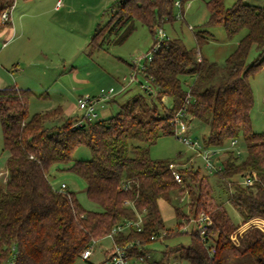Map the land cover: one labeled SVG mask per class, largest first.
Wrapping results in <instances>:
<instances>
[{"label":"trees","instance_id":"obj_1","mask_svg":"<svg viewBox=\"0 0 264 264\" xmlns=\"http://www.w3.org/2000/svg\"><path fill=\"white\" fill-rule=\"evenodd\" d=\"M187 1L191 0H181V10ZM174 2L118 0L109 21L97 26L88 56L126 42L137 23L152 33L154 47L156 29L174 21ZM224 2H207V25L224 27L230 40L247 31L226 61L210 62L200 54L210 39L207 30L195 34L199 50L170 39L141 71L147 82L153 78L149 81L153 92L134 95L109 119L84 121L74 127L82 118H68L62 107L30 116V90L15 84L0 89L3 152L7 154L6 179L0 180V264H76L93 240L138 216L143 218V231L120 234L116 242L132 244L133 253H137L139 242L144 253H149V246L157 241L151 240L153 235L166 231L164 239L176 237L181 234V219L201 211L212 219L209 237L215 254L211 256L200 235L192 233L187 246L165 249L159 264H167L174 253H181L190 264H264V232L252 228L239 246L232 242L239 223L214 196L210 176H201V170L188 163L189 167H178L183 179L179 184L171 165H180V156L153 159L147 148L134 144L148 147L163 136L174 135L172 120L190 93L187 113L190 122L198 119L209 127L206 146L221 148L239 138L246 145L243 159L242 152L226 151L221 161L223 171L214 174L222 182L223 194L243 222L264 218V132L254 131L251 119L255 102L251 79L264 69V5L238 0L226 8ZM14 3L0 0V18ZM10 24L0 21V27ZM253 47L259 55L249 64ZM187 78H193L189 88ZM167 99L169 105L165 104ZM81 146L90 150L91 158L74 161V152ZM68 163H72L69 170L86 183L87 196L99 210L84 208L69 187L60 192L52 185L51 169ZM253 173L257 179L252 185L234 180ZM174 193L186 203L185 209L175 204V230L166 229L160 209V200L172 203Z\"/></svg>","mask_w":264,"mask_h":264},{"label":"rangeland","instance_id":"obj_2","mask_svg":"<svg viewBox=\"0 0 264 264\" xmlns=\"http://www.w3.org/2000/svg\"><path fill=\"white\" fill-rule=\"evenodd\" d=\"M118 0H17V3L23 2L27 10L28 16L24 20L27 28H33L35 25L51 26L54 28V43L57 46L56 57H53L54 63H59V70H47L48 75L54 77L51 80V89L43 92V100L41 105L32 106L29 110L30 116L40 112L46 107L52 106L54 103H60L65 97H73L74 95H99L102 89L114 88L117 92L116 102L108 103L103 108L97 110L98 120L109 119L114 116L121 104L129 100L136 94L144 93L138 83L128 85L124 83L125 77H130L135 67L133 63L141 59L140 68L146 63L145 55L150 53L154 44V36L149 29L137 23L136 30L123 44H111L104 49L96 51L91 57L87 54V48L92 40L98 25H105L112 13ZM181 1V0H180ZM209 0H191L184 4V9L174 8V21L165 22L162 27L170 39H179L190 50H199L196 42L195 34L207 30L209 32V41L199 50L200 54L210 62L223 64L226 59L235 51L239 41L246 34V30L241 31L233 39H228L224 27L208 26L210 13L207 7ZM238 0H225L226 8L233 6ZM250 4L264 5V0H243ZM57 2L58 10L56 13L50 8ZM60 2V4H58ZM59 5V6H58ZM182 15L183 18H179ZM6 27V26H5ZM47 37V35H46ZM259 52L255 47L250 50L248 63L252 64L258 58ZM72 58L70 62H64V59ZM57 68V66H56ZM75 68L77 72L78 85H75V92H68L66 86L72 88V82H68V74L70 70ZM65 70L64 72H62ZM50 77V76H49ZM52 78V77H50ZM139 81H144L142 74L138 75ZM86 81V82H82ZM193 83V78H187L188 88ZM125 91H122V86ZM128 85V86H127ZM251 85L254 92V107L251 113L253 129L256 132H264V69L260 70L251 79ZM71 94V95H70ZM170 99L165 100V104L169 105ZM106 107V108H105ZM105 108V109H104ZM190 133L194 139H198L202 144L201 151L215 152V159L220 163L226 151L240 149L242 159L246 156V145L242 138L238 139L237 148L231 147V142L227 141L221 148L204 146L209 135V127L198 119L190 122ZM142 148H147L153 159H177L180 156L181 164L179 168L189 167L190 163L195 169L201 170V176H210V182L214 187V196L218 202L225 204L226 211L235 223L245 225L240 215L229 203L227 197L223 194L222 182L217 176L210 174L205 168V163L196 152L181 143L174 135L161 137L154 145L146 146L141 143H135ZM132 151V149H131ZM91 158L90 150L87 147H78L73 155V160H88ZM7 154L3 152V135L0 124V171L6 172ZM72 163L59 164L51 169V183L59 189L62 184H66L71 191L76 193L80 204L87 210H99V207L89 200L86 193V183L69 168ZM0 173V180L6 179V173ZM234 180L241 182L240 176L234 177ZM178 195L174 193L173 202L170 203L165 199L160 200V209L164 219L166 229H177L178 218L175 213V204H180L185 209L186 203L180 202ZM187 200V199H186ZM190 242L189 234L181 233L180 235L164 240L153 242L150 248V257L152 261H161L164 257L165 249H173L176 245L182 244L187 246ZM111 240L103 238L95 245L92 256L89 260L79 258L76 264H105V250L110 247ZM167 264H190L185 258H181V253H174Z\"/></svg>","mask_w":264,"mask_h":264},{"label":"built area","instance_id":"obj_3","mask_svg":"<svg viewBox=\"0 0 264 264\" xmlns=\"http://www.w3.org/2000/svg\"><path fill=\"white\" fill-rule=\"evenodd\" d=\"M17 0H15L16 3ZM14 3V5H15ZM60 4V2L58 3ZM59 6V5H58ZM174 6L179 7L181 9V1L175 0ZM14 7V6H13ZM13 9V8H12ZM11 10H6L3 12L0 21L2 24H6L9 21H11ZM179 18H183L182 15L179 16ZM156 44L153 47V49L145 55L146 63L150 62L153 58V54L157 52L159 47L170 40V38L166 35L164 30L160 28L156 32ZM7 43L4 44L6 46ZM138 62H134L135 69L133 70L130 77L124 78V83L128 82V85L138 83L140 88L146 92V93H152L153 88L152 85L149 83L153 80L152 77L148 78V82L146 79L144 81H139L138 75L141 74V71L145 68L146 63L142 66V68L139 67L140 63L142 62L141 59L137 60ZM127 85V86H128ZM126 87L122 86V91H124ZM117 92L114 88L110 89H102L99 93V95H80L78 96L76 100V105L78 110L80 111L82 120L75 124L74 127H78L84 124V121H94L98 120V114L97 110L99 108H103L106 104H108L110 101H112L116 96ZM191 100L190 93H188L185 104L183 107L177 112L174 119L172 120V124L174 125V136L184 145L189 147L191 150L196 152V155L198 157H201L205 163V168L210 174H217L223 171V166L215 159V154L218 153V151L215 152H206L203 153L200 149L202 147V144L198 139H194L193 136L190 133V116L187 113V106L189 105ZM231 147L237 148L238 139H234L231 141ZM206 144H204L205 146ZM238 155L241 154L240 149L233 150ZM191 163V162H190ZM192 164V163H191ZM178 164H172L171 169L174 171V176L176 181L179 184L183 183V179L181 174L178 172ZM257 179V176L255 173L253 174H247L245 177L241 180L242 185H252L253 182ZM127 189V186H126ZM60 192H64L67 190V185L62 184L59 189H57ZM184 197L183 199H185ZM182 199V200H183ZM245 225H239L238 228L234 231V233L231 235L232 242L236 245H240V239L246 234V232L252 228L260 229L264 232V218L262 217H256L253 219H250L247 222H244ZM212 225V219L210 215L205 212L201 211L200 213L194 215L189 213V218H183L181 219V226L178 228L179 232L181 233H188L191 235L192 233H198L202 239V241L205 243L206 247L208 248V252L211 256L215 254V248L212 246L213 241L209 237V229ZM144 226V221L142 216H138V219L136 220H127L123 223L117 224L110 233H108L105 237L111 240V247L106 253L105 258V264H159L157 261H152L150 254L147 252L144 253V249L140 246V243L137 242V253L131 252L130 249L132 248V244H119L116 242V237L120 234L127 235L131 231L136 232H142ZM166 236V231H162L158 235H153L151 237L152 241L155 240H164ZM102 238V239H103ZM101 240V239H100ZM99 242V240H93L91 245L84 250V252L81 255V259L83 260H89L92 256L93 249L95 245ZM10 264H13V262H10Z\"/></svg>","mask_w":264,"mask_h":264},{"label":"crops","instance_id":"obj_4","mask_svg":"<svg viewBox=\"0 0 264 264\" xmlns=\"http://www.w3.org/2000/svg\"><path fill=\"white\" fill-rule=\"evenodd\" d=\"M56 4L57 2H54L50 10L61 13ZM23 5V2L14 5L11 12V24L0 27V89L15 84L20 89L30 90L33 93L29 101L30 110L33 105H41L43 92L52 88L51 80L53 81L59 76V71L53 77L48 75L47 70H59V63L55 64L53 61V57L58 55L56 51L58 48L53 42L54 28L43 27V25L27 28L24 20L28 16L29 8H25ZM5 43H7L6 46H4ZM71 59H64V62H70ZM69 72L68 82L74 84L72 88L69 85L66 86V90L70 93L77 90L75 85H78V81L81 80L77 78L75 68ZM82 82L86 81L82 80ZM78 96L74 95L71 98L64 96L60 103H54L52 106L46 107L48 109H42L38 113L62 107L68 118L80 117L81 114L76 105ZM113 102H116V97L109 103ZM3 172L0 171V173ZM5 173L7 174V171ZM110 247L105 250V253Z\"/></svg>","mask_w":264,"mask_h":264}]
</instances>
